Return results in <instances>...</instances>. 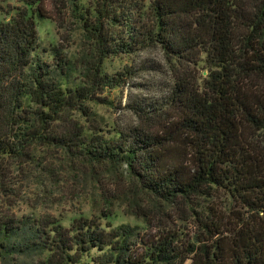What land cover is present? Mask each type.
I'll return each mask as SVG.
<instances>
[{
	"label": "trees",
	"instance_id": "trees-1",
	"mask_svg": "<svg viewBox=\"0 0 264 264\" xmlns=\"http://www.w3.org/2000/svg\"><path fill=\"white\" fill-rule=\"evenodd\" d=\"M57 4L92 46L81 68L61 46L40 50L45 0H0V157L53 147L107 166L170 207L172 225L155 230L139 199L143 229L115 224L108 199L100 217L68 224L0 217V264H264V0ZM153 48L176 72L165 102L130 106L144 127L98 121L100 95L133 71L107 62Z\"/></svg>",
	"mask_w": 264,
	"mask_h": 264
},
{
	"label": "rangeland",
	"instance_id": "rangeland-1",
	"mask_svg": "<svg viewBox=\"0 0 264 264\" xmlns=\"http://www.w3.org/2000/svg\"><path fill=\"white\" fill-rule=\"evenodd\" d=\"M45 5L48 19L39 28L42 53L53 45L61 46L64 56L78 67L91 62L92 46L72 13L60 9L57 0H45ZM6 19L0 12V22ZM106 66L111 72L133 68L131 81L120 91L100 95V103L93 107L95 118L108 126L117 123L123 127H144L148 122L138 119L130 106L142 101L165 102L176 78L167 56L161 49L153 48L138 53L133 59L107 62ZM191 70V67L181 68L179 74L191 75ZM198 70L196 75L200 77L202 70ZM106 199L112 202L110 212L115 224L130 223L143 229V222L133 215L139 199L151 212L149 219L155 230L172 225L173 218L168 217L172 214L170 207L152 206L153 199L148 200L140 190L131 188L126 176L118 175L107 166L73 162L53 147L41 149L35 161L0 157V217H31L68 224L81 217H100Z\"/></svg>",
	"mask_w": 264,
	"mask_h": 264
}]
</instances>
